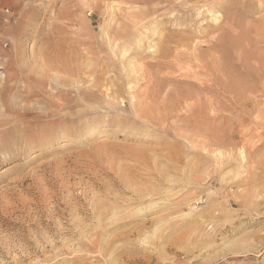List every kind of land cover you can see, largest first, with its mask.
<instances>
[{"label": "rangeland", "instance_id": "1", "mask_svg": "<svg viewBox=\"0 0 264 264\" xmlns=\"http://www.w3.org/2000/svg\"><path fill=\"white\" fill-rule=\"evenodd\" d=\"M5 129L0 264H264V0H0Z\"/></svg>", "mask_w": 264, "mask_h": 264}, {"label": "bare ground", "instance_id": "2", "mask_svg": "<svg viewBox=\"0 0 264 264\" xmlns=\"http://www.w3.org/2000/svg\"><path fill=\"white\" fill-rule=\"evenodd\" d=\"M214 8H215V6H214ZM218 10H219V8H218ZM212 12H213V10H212ZM201 14V13H200ZM173 15V14H172ZM213 15V14H212ZM203 17V16H202ZM154 22V21H153ZM157 24V23H156ZM146 26V25H145ZM138 29V28H137ZM148 29V28H147ZM142 32V31H141ZM140 32V33H141ZM138 34V33H137ZM142 37V36H141ZM232 39V38H231ZM233 40V39H232ZM118 45V47H119V44H117ZM138 46V45H137ZM140 46V45H139ZM138 46V47H139ZM141 47V46H140ZM144 47V46H143ZM151 47H153V46H151ZM155 47V46H154ZM153 47V48H154ZM142 48V47H141ZM119 49H121V47L119 48ZM125 49V48H124ZM123 49V50H124ZM155 49V48H154ZM126 52V51H125ZM124 52V53H125ZM128 53V52H127ZM126 54V53H125ZM124 55V54H123ZM127 55V54H126ZM122 58V57H121ZM238 58V57H237ZM130 61V60H129ZM122 62V61H121ZM45 64V63H44ZM62 65V64H61ZM41 67V66H40ZM126 67H128V66H126ZM73 79V78H72ZM113 79V78H112ZM253 79V78H252ZM68 84V83H67ZM70 85H71V83H69ZM80 84V83H79ZM83 84H84V82H83ZM76 85V84H75ZM78 85V84H77ZM81 85V84H80ZM67 86V85H66ZM79 86V85H78ZM72 87V86H71ZM91 87H93L92 85H90V84H88V86H87V88H88V90L89 89H91ZM107 87V86H106ZM82 88V87H81ZM86 88V87H85ZM71 92V91H70ZM90 92H92V91H90ZM94 92V91H93ZM92 92V94L94 95V93ZM78 94H79V92H77ZM82 94V93H81ZM80 94V95H81ZM92 94L91 95H87V96H89V97H91L92 96ZM65 96H67L66 94H65ZM98 96V95H97ZM65 98H67V99H71L72 97H70L69 95L67 96V97H65ZM83 98V97H82ZM86 98V97H85ZM77 99V98H76ZM76 101V100H75ZM67 104V103H66ZM79 104V103H78ZM101 104V103H100ZM108 104V103H107ZM63 104H61V106H62ZM65 105V104H64ZM70 105V104H69ZM26 106H28V105H26ZM79 107V106H78ZM88 107V106H87ZM96 107V106H95ZM94 109V108H93ZM68 111V110H67ZM82 111V110H81ZM79 113V112H78ZM67 114V113H66ZM85 115V114H84ZM68 118V117H67ZM77 118V117H76ZM80 118V117H79ZM80 122V121H79ZM90 123V122H89ZM14 129H16V128H14ZM11 130V129H10ZM9 129H5V130H2L1 132H0V135H3V134H5V133H7V132H9L10 131ZM11 133H13V132H11ZM24 133L25 134H27V131H24ZM38 134V133H37ZM17 135H18V137L19 138H22L23 136L22 135H20V134H14L13 133V135L12 136H15V138H14V140L16 139V137H17ZM26 137V136H25ZM14 146V145H13ZM14 148V147H13ZM2 149V148H1ZM220 153V152H219ZM13 182V181H12ZM11 189V188H10ZM82 232V231H81ZM74 234V233H73Z\"/></svg>", "mask_w": 264, "mask_h": 264}]
</instances>
